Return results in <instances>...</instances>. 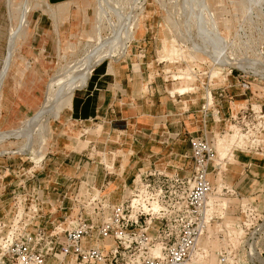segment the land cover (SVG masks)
Instances as JSON below:
<instances>
[{
	"label": "rangeland",
	"instance_id": "1",
	"mask_svg": "<svg viewBox=\"0 0 264 264\" xmlns=\"http://www.w3.org/2000/svg\"><path fill=\"white\" fill-rule=\"evenodd\" d=\"M0 68V217L89 215L85 183L118 202L138 168L189 176L191 137L215 190L264 211V0H0ZM119 83L115 112L85 117Z\"/></svg>",
	"mask_w": 264,
	"mask_h": 264
},
{
	"label": "built area",
	"instance_id": "2",
	"mask_svg": "<svg viewBox=\"0 0 264 264\" xmlns=\"http://www.w3.org/2000/svg\"><path fill=\"white\" fill-rule=\"evenodd\" d=\"M189 141L197 163L189 176L138 168L118 202L85 183L94 205L89 215L38 217L28 208L0 217V264H264L259 194L239 199L223 180L215 190L211 146L198 137ZM104 170V177L114 174ZM228 192L236 194V213L228 214L222 201Z\"/></svg>",
	"mask_w": 264,
	"mask_h": 264
},
{
	"label": "crops",
	"instance_id": "3",
	"mask_svg": "<svg viewBox=\"0 0 264 264\" xmlns=\"http://www.w3.org/2000/svg\"><path fill=\"white\" fill-rule=\"evenodd\" d=\"M12 16V13L10 11V17ZM12 18V17H11ZM4 59V58H3ZM3 59H2V63H3ZM2 66V65H1ZM111 68V67H110ZM1 69V68H0ZM112 69V68H111ZM104 71H98L99 72V77L101 76L102 79L105 80L106 76H107V73L109 72V67H105L103 69ZM113 70V69H112ZM119 70V69H118ZM117 76H120V71H117ZM102 79L100 81H102ZM97 83V82H96ZM93 84V83H92ZM98 86V85H97ZM119 86V88H118ZM102 87H105V93L102 94V92L100 93L99 91H101V89H97L96 87V91L98 92H95L97 97L96 98H92V100L90 99L89 101V104L87 103V109H88V113L85 117H88L89 119L95 117V116H98V111L101 110V113L103 114H106L109 113V112H115V99H116V96L118 95V93L123 90L122 89V83H119V85H116L115 88H113L112 86H107V85H104ZM173 93V92H172ZM81 102H80V99H76L75 101V106H73V108L71 109L72 111L74 110V108H76V111H78L81 107ZM155 120H158L157 118H155ZM116 174V173H115ZM105 177L103 175V179H102V182L104 181ZM109 183V181H108Z\"/></svg>",
	"mask_w": 264,
	"mask_h": 264
},
{
	"label": "bare ground",
	"instance_id": "4",
	"mask_svg": "<svg viewBox=\"0 0 264 264\" xmlns=\"http://www.w3.org/2000/svg\"><path fill=\"white\" fill-rule=\"evenodd\" d=\"M10 39H11V38H10ZM10 42H11V41H10ZM11 43H12V42H11ZM10 47H11V46L8 47L9 50H10ZM8 48H7V49H8ZM10 52H11V51H10ZM9 54H10V53H9ZM8 56H9V55H8ZM7 59H8V58H7ZM8 63H9V62H8ZM5 64H6V62H5ZM3 66H5V65H3ZM6 66H7V65H6ZM6 66H5V67H6ZM3 69H4V67H3ZM2 72H3V70H2ZM1 74H2V73H1ZM45 108H46V107H45ZM45 108H44V109H45ZM1 136H2V135H1ZM112 153H113V152H112ZM113 154H114V153H113ZM75 157H76L75 154H73V161H74L73 165H74V166H76V165L78 164V162H75V160H76V161L79 160V158L77 159V158H75ZM103 161L106 163V156H105V153H104V155H103ZM107 165H108L109 167H112V163H109V164H107ZM120 168H123V170L121 169L122 171L125 170V169H124V165H123L122 167L120 166ZM122 171L120 172V174L124 173V172H122Z\"/></svg>",
	"mask_w": 264,
	"mask_h": 264
}]
</instances>
